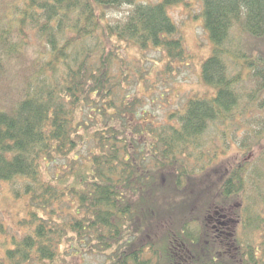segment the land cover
I'll use <instances>...</instances> for the list:
<instances>
[{
	"label": "trees",
	"instance_id": "trees-1",
	"mask_svg": "<svg viewBox=\"0 0 264 264\" xmlns=\"http://www.w3.org/2000/svg\"><path fill=\"white\" fill-rule=\"evenodd\" d=\"M182 1L0 0V183L28 200L27 232L0 264H77L95 252L103 264H264V240L251 235L264 225V0H200L211 43L201 79L213 92L169 114L177 124L143 125L146 75L121 52L161 48L166 69L185 59L168 13ZM212 130L222 155L231 144L243 155L217 188L206 168L220 152L202 141ZM202 183L213 213L196 235ZM177 192L191 202L170 229L159 201ZM235 202L239 233L220 211Z\"/></svg>",
	"mask_w": 264,
	"mask_h": 264
},
{
	"label": "rangeland",
	"instance_id": "rangeland-1",
	"mask_svg": "<svg viewBox=\"0 0 264 264\" xmlns=\"http://www.w3.org/2000/svg\"><path fill=\"white\" fill-rule=\"evenodd\" d=\"M139 1L156 2L158 0ZM126 9H128V6L107 10V18L115 20L117 17H122ZM202 10L203 5L200 0H183L181 3L168 9L170 17L178 27L186 49V58L173 61V65L169 69H166V65L169 63L167 53L161 48H150L145 51H139L136 48L122 50L121 53L125 57V60H130V68L139 69L146 75L143 76L147 79V85L140 87L141 90L139 92V95H143L144 97V105L141 107L142 109L137 111L140 112L138 121L143 123V125H147L155 119L158 123L165 124L169 121L172 124H177L178 120L170 118L169 114L174 111L183 110L190 98L213 92L201 79V65L211 53V43L203 25ZM40 46L30 50L32 57L40 51ZM125 71L127 72L128 70ZM135 89L134 82L127 86L126 91H133ZM143 111L145 113L142 114ZM219 130L207 132L202 138L204 142L203 146L206 147L205 151L217 149L220 152L213 163L206 168V174L213 175L210 181H215L213 185L215 188H217L220 182L219 179H221L224 171L229 169L231 165H235L237 162L243 160L242 153L239 152L238 147L234 144H231L227 153L221 154L224 142L219 140L222 135ZM227 137V141L231 140L229 135ZM201 158H204L203 161L199 160L200 158L197 160L201 162L208 161L205 154H202ZM190 160L193 162L195 159L191 158ZM43 175L44 177H48L49 173L45 171ZM202 188L205 190L202 194L193 192L196 195L195 205L192 210L195 218L192 219L189 225L196 235L203 233L205 215L213 213H207V211L209 206L208 200L214 195L213 193H211L212 195L208 194L204 183H202ZM209 190L211 191L210 188ZM197 192L200 191L197 190ZM177 193L178 196L176 197L169 196V204L167 206H164L162 200L159 201L163 205L161 207L169 212L162 218V220L166 221V224H171V226L166 228L175 229V227H179L181 224L179 220L182 218V214L178 205L180 202H184L186 213L188 211L187 206H189L188 201L191 202L188 195ZM186 193L189 194L187 191ZM27 202V197L23 195L16 197L8 183H0V256L3 255L7 247L13 246L14 242L27 232V227L19 223L21 219L26 218L28 215ZM229 203L225 204L226 207L224 208L221 206L220 211L224 212L227 209L228 213L232 214V217H229L228 223L232 229H235V233H239V222L237 221V217L233 216L234 210L239 206L236 202L228 205ZM251 235L258 238L261 236L264 240V225L261 230L252 231ZM104 260V256L97 252L86 254L85 260L81 256L75 257L77 264H103Z\"/></svg>",
	"mask_w": 264,
	"mask_h": 264
}]
</instances>
